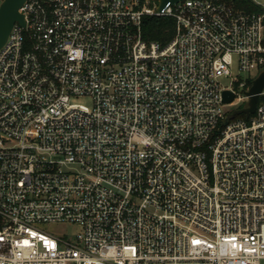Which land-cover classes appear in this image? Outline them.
Returning a JSON list of instances; mask_svg holds the SVG:
<instances>
[{"label": "built area", "instance_id": "built-area-1", "mask_svg": "<svg viewBox=\"0 0 264 264\" xmlns=\"http://www.w3.org/2000/svg\"><path fill=\"white\" fill-rule=\"evenodd\" d=\"M255 4L22 5L0 49V264H264V91L227 120L264 71ZM146 17L174 20L168 44Z\"/></svg>", "mask_w": 264, "mask_h": 264}, {"label": "water", "instance_id": "water-1", "mask_svg": "<svg viewBox=\"0 0 264 264\" xmlns=\"http://www.w3.org/2000/svg\"><path fill=\"white\" fill-rule=\"evenodd\" d=\"M27 0H3L0 6V49L6 43L14 25L18 23L22 27L25 26L24 18L19 10ZM155 1L158 3V11L161 12L168 4L175 5L184 0H143ZM264 91V71L260 72L258 76L252 81L248 91L244 94L248 99L245 108L232 111L228 114L227 120L231 121L235 117L245 115L249 117L256 112L259 95ZM234 95L225 91L223 93V102L228 105L233 102Z\"/></svg>", "mask_w": 264, "mask_h": 264}, {"label": "trees", "instance_id": "trees-1", "mask_svg": "<svg viewBox=\"0 0 264 264\" xmlns=\"http://www.w3.org/2000/svg\"><path fill=\"white\" fill-rule=\"evenodd\" d=\"M235 10L246 12H258L260 7L250 0H226ZM175 33V22L167 17H146L143 19V37L148 42H157L162 46L168 44ZM252 82L249 83L251 85ZM237 119L249 118L245 115L237 116Z\"/></svg>", "mask_w": 264, "mask_h": 264}, {"label": "rangeland", "instance_id": "rangeland-1", "mask_svg": "<svg viewBox=\"0 0 264 264\" xmlns=\"http://www.w3.org/2000/svg\"><path fill=\"white\" fill-rule=\"evenodd\" d=\"M251 2L257 3L261 6H264V0H250ZM231 77L238 79V80H244V79H249L248 75L239 73V69H238V61H237V57L234 56L233 57V66H232V70H231ZM259 73H252L251 77L252 79H255L258 76ZM221 84L224 87H229L231 84V78H222L220 79ZM78 103L86 105V106H90L91 105V101L88 98H79L77 100ZM247 105V102H243L241 103L238 107H230L228 108L229 111H235L236 109L239 108H245ZM37 229L41 232H44L46 234H50L52 236H64L66 238H72L74 235H76L79 230L76 226L74 225H68V224H43V225H39L37 226Z\"/></svg>", "mask_w": 264, "mask_h": 264}]
</instances>
